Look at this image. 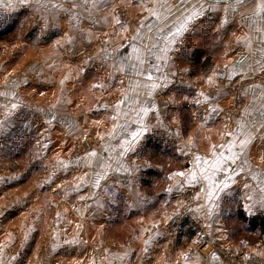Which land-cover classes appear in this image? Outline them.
Wrapping results in <instances>:
<instances>
[{
	"label": "crops",
	"instance_id": "1",
	"mask_svg": "<svg viewBox=\"0 0 264 264\" xmlns=\"http://www.w3.org/2000/svg\"><path fill=\"white\" fill-rule=\"evenodd\" d=\"M136 1L140 7L139 10L144 3H153V5L149 4L151 10L148 11L144 23L149 19L155 22L156 18L150 16V13L160 8L159 0ZM114 3V0H96L95 3L92 0H80V2L45 0L47 8H50L52 4L53 6L50 13L44 17L46 29L43 33L58 29L62 34L48 47H40L45 52L37 58L38 72L40 77H44L43 84L40 78L39 90L40 93L43 91L46 93L42 95H51L55 103L53 107L52 105L42 106L35 111L42 114L41 120H44L45 126L55 125L61 129L58 130L62 134L53 137L57 153L55 158L65 151V148H60L61 150L56 148L60 144L59 139L64 140L63 132H81L84 122L88 126V123H91L96 131L102 133L104 143L97 157L88 158V168L85 171L68 166L71 162L66 163L65 171L69 172L65 174L64 179L70 173L87 175L90 182V190L88 189L90 202L86 203L88 216L85 221H88L90 226L93 225L96 230L112 227L124 217L125 219L132 215L136 217L135 231L138 233L135 232L132 241L140 243V249L120 247L113 250L115 256L113 258L117 259V262L113 264H136L137 262V264L139 262L141 264H233L230 262L231 259L213 253L210 249L207 253L201 250L193 252L189 248L172 252V247L168 249L167 246L174 243L178 236H183V239L188 238L190 243L196 242V244L200 242L228 244L238 236V230L234 228L240 226L241 221L244 222L245 229L261 231L260 225L257 229H253L251 222L261 219L264 223V208L260 207V204L264 202V191H261L264 185L261 184L257 175L264 174V119L257 118V109H264V19L256 15V3L248 2L237 6L232 13L227 11V4L215 5L214 7L218 10L205 13V17L199 19L195 29L180 37V42L173 46V51L168 53L167 63L161 64L159 70L150 73L153 79L147 81L144 75H129L126 70L122 71L124 66L117 57L130 43L136 44L142 51L150 47L155 38L150 29L141 27L129 43L119 48L105 50L96 58L87 56L82 60L78 57V53L87 48L93 34L103 28L102 25L111 26ZM202 6L207 7L204 0H187L186 3H182L181 0H168L159 18L160 28L166 30L169 22L179 24L192 8L199 9ZM224 21L228 22L224 23ZM208 53H213V56H208ZM125 54L135 59L136 53L131 48ZM150 62L146 59L144 67L147 68ZM32 65H29L30 69ZM99 74H103V78H108L106 81L108 85L101 87L103 92L96 91L99 82L97 83L95 77ZM241 76L258 79L256 81L258 83L247 88L245 93L247 104L243 110V116L236 120L230 118L227 110L233 105L235 99L232 85ZM130 81L135 82L136 86H130ZM16 83L10 85L11 90L8 93L15 94L14 96L18 98V93L13 91L20 86ZM145 83H155L157 85L155 91L150 94L149 89L144 87ZM206 86L215 87L217 94L211 98L204 94L203 88ZM108 93L115 95V103L109 104L106 101L105 106L95 109L97 99H106L109 96ZM126 96L135 97V100L124 102ZM205 97H208L207 101ZM198 100L199 103H197ZM7 103L0 98V104ZM141 107L147 109L146 114H138L137 110ZM213 108L217 111L212 112ZM84 109L87 112L89 110L85 119H83ZM239 126H243V131H237ZM142 129L146 130L142 131ZM19 130L16 122L6 128L8 131L6 135L16 139L14 144H8L9 147L14 148L18 142L24 143L25 139L19 137ZM27 131V129L23 130L22 133L25 138L31 136L26 133ZM136 132L141 135L133 142V133ZM246 139L251 142L241 154L247 164L233 177V184L226 190L227 194L220 193L212 201L205 196L208 190L207 182L197 184L194 188L185 185L182 192L193 191L195 197L199 198L196 199L189 216H179L182 192H176V186L184 183V177L174 174L179 172L187 174L189 170L199 173L201 167L210 171V165H204L203 160L213 161L216 158L213 153L216 156L221 152L227 155V146L231 141L235 140L238 145L240 141ZM3 149L5 151L0 150V163L11 160L17 152L9 150L6 146ZM235 150L234 148L233 151ZM150 155L155 158L166 155L167 161L168 158H172L171 161H181V168L170 171L167 167L161 166L158 161L150 163L153 159L147 160V156ZM196 156L202 158L199 164L195 160ZM98 162L100 166H97ZM239 163L238 159L236 164L239 165ZM61 171L63 172L49 181L52 186L55 184V188H50L48 191L55 189L53 192L55 193L61 189L62 192L60 179L64 170ZM97 174L100 176L99 179ZM163 174L169 181L161 190V194L159 195L156 190V198L153 197L154 195L147 197L148 193L145 189L156 188L157 183L153 178ZM114 179L119 181V184H112V188L129 206L116 205L115 211L112 208L108 213L105 206L98 208L99 205H95L104 194L103 189L99 188L100 184L97 183L100 180L102 183H114ZM144 179H150L151 182L143 183ZM122 180L126 182L122 184ZM132 180L135 187L130 186ZM57 185L59 188L56 187ZM43 186L48 185L45 183ZM169 188L173 190V195L177 196L175 200L166 197L168 200L166 204L172 206L171 210L162 214L160 218L148 220L145 215L150 210H157L158 201ZM77 189H79L78 186L65 188L69 197L80 198L82 194ZM253 201L256 202V208L251 214L241 211L245 205L252 204ZM30 203H27L26 207H29ZM41 217L42 213L34 219L39 221L29 223L30 231L27 234L29 237L26 239V244L49 243L45 247L46 259L41 264H88L90 261L94 262L95 258H103L105 251L101 253L98 248L93 251L87 245L99 240L103 242L104 235L95 238L93 229L92 234L89 232L86 236L82 235L80 231L74 229L80 225L79 222L73 221L67 228L68 232L62 233L60 229L54 228L49 232L48 239L44 240L43 227L47 223L45 218L43 221L40 220ZM187 222H189L188 225H186ZM164 224L171 233L160 237L162 247L152 248L142 257V245L152 240L157 233H161L160 227ZM189 225L196 226V233L190 236L191 230H189V236L186 237ZM38 226H42V229H38ZM253 231L250 233H256ZM69 241H75V243H67ZM12 244L13 239L11 240L8 234L0 236V264H16L13 255H11L13 260L3 258L7 248ZM34 248L36 249L35 246ZM35 249L33 247L31 250L26 249V264H33V260L38 257L39 251ZM263 252L260 250V253L264 254ZM214 254L219 257L218 261L212 259ZM65 259L68 261L65 262Z\"/></svg>",
	"mask_w": 264,
	"mask_h": 264
},
{
	"label": "rangeland",
	"instance_id": "2",
	"mask_svg": "<svg viewBox=\"0 0 264 264\" xmlns=\"http://www.w3.org/2000/svg\"><path fill=\"white\" fill-rule=\"evenodd\" d=\"M114 2V6H112L113 23L107 27L101 24L106 30L102 28L93 34L92 38L88 41L87 48L78 53L80 59L84 60L87 56L96 58L105 50L119 48L129 43L136 33L140 31L148 11L151 10L149 4L153 5L150 2L144 3L142 9L139 10L140 7H138L136 0H114ZM152 2L154 1L152 0ZM46 5L45 0H27L25 4H20L18 0H13L10 6L0 7V12L4 14L5 20L4 24H0V93H3V95H0V98L8 102L7 104H0V122H2L5 130L8 126L16 122V125L20 129V139H25L24 143L18 142L13 148L9 147L8 144H14L16 139H12L13 137L8 134L6 135L8 131L0 134V148H2L0 150L5 151L3 148L6 146L9 150L17 151L11 160L0 163V236L3 237L8 234L11 240L13 239L12 246L7 248L5 257L3 258L9 260L12 259L11 255H13V257H16V264H26V249L31 250L32 247L35 249V246V250L39 251V253L38 257L33 260V264H41L44 262L46 259L44 257L46 253L45 247L49 243L38 244V242H33L30 244V242L26 244V239L29 237L27 234L30 231L29 223L39 221L34 219L42 213L43 218L41 217L40 220L43 221L46 219L45 221L47 223L43 227L45 231L44 240L46 238L48 239L49 232L54 228L60 229L62 233L65 231L68 232V226L73 221H77L81 226L78 225L74 229L80 231L82 235L85 234L86 236V233L89 232L92 234V229L94 230L95 238L104 235L103 242L99 240L87 245L93 251L97 248L101 253L105 251L103 258H95L94 262L90 261L88 264H113L117 262V259L113 258L115 257L113 250H117L120 247L140 249V243H134L132 241V236L136 232V222L134 221L136 217L134 215L127 219L124 217L125 220L120 219L119 223L112 227H104L103 229L99 228L96 230L93 225L90 226L88 221H85L88 216V206L86 203L90 202L88 198L90 182L87 179V175L84 173L72 175L70 173L64 179L65 174L69 172L65 171L64 166L66 163L71 162L68 166L78 167L85 171L88 168L87 164L90 153L95 152V157H97L98 153L100 154L104 144L102 141V133L96 131L91 123H88V126L86 122H84L81 132H63L64 140L59 139L60 144L56 148L59 150L65 148V151L59 153V156L55 158L54 156L57 153L55 152V141L53 137L62 134L59 131L61 129L57 126L55 127V125L48 124V126H45L43 124L44 120H41L42 114L35 111L42 106L52 105L53 107L55 103V99L51 95H42L46 93L44 91L40 93L39 90L41 79L42 84L44 83V77H40V73L38 72L37 58L45 52L40 47H48L53 41L60 38L62 34L58 29H51L47 33H43V30L46 29L44 17L50 13L53 4L50 8H47ZM74 7L77 8V6ZM37 26L42 31H34ZM42 33L45 34L44 37ZM84 44L86 46L85 40ZM208 56L212 57L213 53H208ZM32 63L34 64L32 65ZM29 65H32V69H30L31 67ZM95 78L97 79V83L99 82L96 91L103 92L101 91V87L108 85V83L106 84L108 78H103V74H99ZM257 80L241 76L233 83L232 90L235 99L233 105L227 110L230 118L236 120L242 118L243 110L247 104L246 90L250 85L258 83L256 82ZM15 82L20 85L13 90L18 93V98L14 96L15 94L8 93L11 90L10 85ZM203 93L211 98L217 94V91L215 87L206 86L203 88ZM115 100L116 97L112 93L106 99H97L95 109L105 106L106 101L109 104H113ZM13 105L16 107H13ZM88 112L84 109L83 119L86 118ZM79 114L82 115V113ZM26 125H30V127H25ZM26 129L28 130L26 133L31 135L27 137L28 141H26L27 138L22 134L23 130L26 131ZM165 156L155 158L150 155L146 158L148 161L153 158L150 160V163L151 161H158L161 166L167 167L170 171L181 168V161H171L172 158H168L167 161ZM150 163L148 162V164ZM61 170H64L63 176L60 179L62 192L61 189H58L55 193H53L55 189L48 191L50 188H55V184L52 186V184H49V181H52L60 172H63ZM82 180L87 183L82 184ZM153 180L157 183L156 188L151 187L145 189V191L148 193L147 197L154 195L153 197L156 198V190H158V194L160 195L161 190L165 187L169 179L167 180L166 175L163 174L158 175ZM122 181V184L126 182V180ZM118 182L114 179V183H102L101 180L97 183L98 185L100 184L99 188L100 190L103 189L104 193L100 197V200L96 202L97 204H95L99 205L97 206L98 208L105 206L109 213L112 208L115 211L116 205L129 206L128 203L124 202V198L112 188V184H119ZM150 182V179H144L143 183ZM45 183L48 186H43ZM71 186H78V191L82 194L80 198L74 196L69 197L70 195L66 192L65 188L69 189ZM130 186L135 187L134 180L131 181ZM180 197L182 205L178 210V215L189 216L196 202V199L193 198L195 195L193 191L188 190L182 192ZM27 203H30L29 207H26ZM171 208L172 206L160 200L157 210H150L145 216L148 220L154 219L155 217L160 218L162 214L170 211ZM26 209L28 210L27 212ZM26 220L28 221L26 222ZM188 228L186 230V237L189 236V230H191L190 236H193L192 233H196V226L189 225ZM245 228L243 221L240 222V226L234 228L238 230V236L235 239L232 237V243L200 242V244H196V242L190 243L188 238L183 239V236H178L174 243L168 244L167 248L172 247V252L182 248H189L190 251L191 249L193 252L195 250H201L203 253H207L208 249H210L213 253L230 258V262L233 264H264V254L260 253V250L262 252L264 251V239L260 238L261 231L257 232L251 229V232L256 233H250ZM38 229H42V226H38ZM160 231L162 235L159 237L154 235L150 245L146 243L142 245V257L152 248H161L162 242L160 237L171 233V230L166 227V224L160 227ZM145 248L148 249L147 252H145ZM226 251L231 254H226ZM64 261L67 262L68 260L65 259Z\"/></svg>",
	"mask_w": 264,
	"mask_h": 264
},
{
	"label": "snow or ice",
	"instance_id": "3",
	"mask_svg": "<svg viewBox=\"0 0 264 264\" xmlns=\"http://www.w3.org/2000/svg\"><path fill=\"white\" fill-rule=\"evenodd\" d=\"M76 2H80V0H76ZM93 3L96 2V0H92ZM168 0H159L160 8L155 9L153 12L150 13V16L155 17L156 20L153 22L152 19H149L146 23L142 25V27L150 29L154 33V42L150 47H148L146 50L142 51L139 47L136 46L134 43H130L124 51L117 57L118 61L124 66L122 67V71L126 70L129 75L135 74V75H144L145 79L147 81H151L153 79L152 73L155 70H159V67L161 64H166L169 56L168 53L173 51V46L178 44L180 42V37H182L186 32H190L193 29L196 28L197 23L199 22V19L205 17V13H211L215 12L218 9L214 7L215 5L219 4H227L228 9L227 11L229 13H232L237 6H242L248 2L256 3L257 10L256 15L260 16L261 19H264V0H204L207 7H201L199 9L192 8L184 17V19L179 23H173L169 22L166 26V30H162L160 28V22L159 18L161 13L164 11V5H166ZM182 3H186L187 0H181ZM13 3V0H0V7L3 6H10ZM18 3L25 4L27 3V0H18ZM95 22V21H93ZM228 21H224V23H227ZM4 14L0 12V24H4ZM223 26V24H222ZM34 31H42L39 29V26H37ZM38 39V38H37ZM135 39V38H134ZM131 48L133 52L136 53L135 59L131 55H126L125 53L128 52V49ZM146 52V54H145ZM151 61L148 64V67L145 68V60ZM158 79V78H157ZM130 86L135 87V82L130 81ZM144 87L149 89V93L155 91L157 85L155 83H145ZM0 95H3V93H0ZM202 95V94H201ZM205 101L208 100V97L204 98ZM135 100V97H125L124 102H129ZM200 101L198 100L197 103ZM143 103V101L141 102ZM13 107H16L13 105ZM138 114H146L147 109L141 107L137 110ZM212 112H216L217 109L213 108L211 110ZM257 118L258 119H264V109H257ZM25 127H30V125H26ZM146 130V129H142ZM5 128L2 125V122H0V134H3L5 132ZM237 131H243V126H239ZM141 133L136 132L133 133V142L139 138ZM149 139V138H146ZM250 140H243L240 141V143L237 145L236 141H231L227 146V155L225 153L221 152L218 156H216L215 153L213 155L216 157L213 161L203 160L204 165H210V171L206 168L201 167L199 169V173L196 171L189 170V173L179 172L175 173L174 175H179L184 177V183L178 184L176 186V192H182L185 189V185L188 187L194 188L197 184H200L202 182H207L208 184V190L205 192V196L208 200L214 201L218 194L225 193L227 194L226 190L230 188V185L233 184V177L238 173L239 169L246 166L247 161L243 158L242 152L245 150L250 143ZM130 144L132 142H129ZM236 149L233 151V149ZM90 156L95 157L96 153H90ZM239 159L240 163L239 165L236 164V161ZM195 160L199 164L202 160L200 156H196ZM100 166V162H98V165ZM107 167H111V165H106ZM64 167H67L65 165ZM231 173V174H229ZM219 174V177H218ZM260 178L261 184L264 185V174H257ZM100 176L97 174V179H99ZM82 183H87L86 181H83ZM96 186V185H94ZM78 190V189H77ZM261 191H264V187L261 188ZM166 197H171V199L175 200L177 199V196L173 195V190L169 188L162 196L161 200H163L165 203L168 202ZM195 199H198L199 197H193ZM159 202V201H158ZM261 208H264V202L260 204ZM256 208V202L253 201L252 204L245 205L241 211L251 214ZM175 223V221H174ZM157 235H162V233H157ZM151 239L149 241H146V244H151ZM67 243H75V241H69ZM147 248H145V252H147ZM13 259H16V257H13ZM213 260L218 261L219 257L215 256V254L212 257Z\"/></svg>",
	"mask_w": 264,
	"mask_h": 264
},
{
	"label": "trees",
	"instance_id": "4",
	"mask_svg": "<svg viewBox=\"0 0 264 264\" xmlns=\"http://www.w3.org/2000/svg\"><path fill=\"white\" fill-rule=\"evenodd\" d=\"M91 157L89 156V159H90ZM252 224V226H253V229L254 228H258V225H260V229H261V235H260V238H262V239H264V223H262V221H261V219H255V220H253V222H251ZM189 224V222H187L186 223V225H188Z\"/></svg>",
	"mask_w": 264,
	"mask_h": 264
},
{
	"label": "built area",
	"instance_id": "5",
	"mask_svg": "<svg viewBox=\"0 0 264 264\" xmlns=\"http://www.w3.org/2000/svg\"><path fill=\"white\" fill-rule=\"evenodd\" d=\"M227 250H228V249H227ZM226 254L230 255L231 253H229V252L226 251ZM229 259H230V258H229Z\"/></svg>",
	"mask_w": 264,
	"mask_h": 264
}]
</instances>
